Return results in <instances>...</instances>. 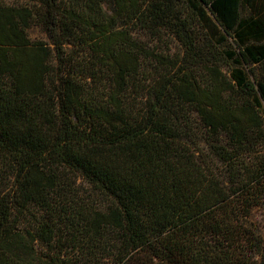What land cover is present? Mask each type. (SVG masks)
I'll list each match as a JSON object with an SVG mask.
<instances>
[{
  "label": "trees",
  "instance_id": "16d2710c",
  "mask_svg": "<svg viewBox=\"0 0 264 264\" xmlns=\"http://www.w3.org/2000/svg\"><path fill=\"white\" fill-rule=\"evenodd\" d=\"M0 264H264V0H0Z\"/></svg>",
  "mask_w": 264,
  "mask_h": 264
},
{
  "label": "rangeland",
  "instance_id": "374dc122",
  "mask_svg": "<svg viewBox=\"0 0 264 264\" xmlns=\"http://www.w3.org/2000/svg\"><path fill=\"white\" fill-rule=\"evenodd\" d=\"M30 37L33 40H42V41H47L48 42V38L45 35L44 32H42L39 28H34L30 31Z\"/></svg>",
  "mask_w": 264,
  "mask_h": 264
}]
</instances>
